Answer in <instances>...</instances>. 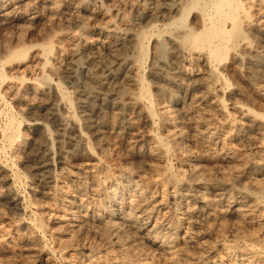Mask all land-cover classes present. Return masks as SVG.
I'll return each mask as SVG.
<instances>
[{"label": "bare ground", "instance_id": "obj_1", "mask_svg": "<svg viewBox=\"0 0 264 264\" xmlns=\"http://www.w3.org/2000/svg\"><path fill=\"white\" fill-rule=\"evenodd\" d=\"M26 1L27 0H0V27H7L9 24L20 20L28 24V29L32 28L33 25V28H35L36 25H39L38 29L37 27L35 29L42 31V26H45L44 24H46L44 23V19L46 18L45 11L48 9L52 10V14H56L60 17L65 16L66 18V16L69 15L70 18H67L66 20L68 25L71 22L84 23V25L81 26L77 31L72 30L69 32L70 30H62L60 32L58 30L59 33L56 32L53 34V31L52 33H49L48 35L51 34L49 37L50 41L41 46L42 49L39 53H36L32 56V60L34 59V61L39 62V65H42V69L49 67L48 56L56 47L60 51L59 53L62 55V59L59 61V63H57V65L53 64L51 69L58 73L59 76H62L61 74L67 72L66 70H68V72L69 70L73 72V69H75V67H79L82 63H92L97 66V68L93 69L91 73H87L88 76L85 77L86 79H84L86 82H83L84 86H82V89L78 93L79 95L75 101H73V95L71 96L69 91L66 90V85L64 86L60 84L58 81L51 77L49 78L44 73L42 75V79L35 77L23 79V82H20L22 83V87H25L26 92H31L33 97H35V101L30 104L28 103L24 109L26 113L32 114V117L34 115L33 118L31 117L32 120L29 121L28 124L41 127L44 130H42L43 136L35 140L32 149V155L34 156L33 161H36L35 165H37V162L40 161L39 165L45 168L47 165H51L54 161L52 156L54 153V141L52 140L53 138L50 130L46 126V122L44 123L46 120H52L53 122V119L59 120V128L62 133L68 129V123L73 125V132H71L72 140L70 139L71 142L69 144L71 145V148L76 151V153L81 151L82 148L84 152L89 151L90 154H92V152L95 153L93 151V147L95 146H92V140H90V136L92 134H96L98 139L95 145H98L102 155L101 157H106L108 156V150L105 146L106 137L104 136V130L106 128L110 127L113 129L116 135L128 137V139H140L144 137V130L148 127H153L156 124L157 118L159 120V117H161L164 122L169 123L173 127V130L170 131L172 133L169 134L174 144L180 146L183 144L184 148L185 142L189 141L190 139L186 137L184 129L180 126V122H178V118L176 117L177 115L174 114V109H171V105L169 108L163 106L159 108V111L156 109V99H154L151 94L150 83L144 68L149 57H151L149 61V75L154 79V81H156L155 83H158L164 88H169L168 90L164 89V91L160 92L158 95L160 98L165 100L166 103L169 102L174 104V102L177 101L174 96V92H178L180 89H184L186 95H191L192 97L197 96V93H199V101L205 107H207L209 103H218L216 105H218L220 108H227V105L230 104L227 103V99L229 98H226L228 92H230V97H242L243 100L246 99L247 101L243 102L247 103L231 104L232 106L229 108L235 111V115H237V113L239 114L240 119L244 122L247 137L250 140H254L257 144L254 145H256L259 149V160H252V158L248 157L247 162L253 166H257L260 161H264V0H157L156 2L154 1V7L149 11L145 18H142L143 20L148 19L146 25H149V27L140 30H133L132 28L126 27V29H121L122 27H119V25L114 21V17L110 20L107 18V21L104 22L105 24L102 26H93L92 24L86 22V19L95 21L97 17H101L103 15L101 10L99 11L93 9L95 6H97L96 3L101 0H60L59 3L56 4L51 0H35L37 6L35 8L28 6L31 8L29 14H21L19 16L21 10L23 11V9L31 3L30 1V3ZM66 23L64 22V24ZM40 24L42 26H40ZM22 27L24 30H27V28H25L23 25ZM64 27L66 28V26ZM19 29L22 28L20 27ZM95 31L98 32V38H95L96 41L90 42L89 35H92V33ZM21 33L22 32H20V34ZM45 34L47 33L45 32ZM66 42H69L71 45H75V47L77 46L78 52H70V50L67 51L65 46ZM35 44L30 43L29 45H25L20 51L21 55L24 56L29 53V51L34 50L35 46L38 45ZM99 44H104L107 47V51L110 55V60L102 64H98V58L100 55L98 53L99 47H97V45ZM129 47H133L134 55L132 57L124 58L120 63H116L118 59L120 60L121 53L127 50ZM80 53L83 54L84 58H81ZM187 61H192V63H190L192 65L195 61L199 64L200 67L195 71L194 74L185 70L188 68L187 65L186 68L184 67L185 69L181 67V64ZM23 63H20L19 65ZM54 65L56 66L54 67ZM4 71L6 72V70H4L3 63H1L0 81L2 84L8 80V75L6 76ZM7 84L9 85V83ZM7 84H5V86ZM166 85H168V87ZM18 93L21 94V97L24 96V92L22 93L21 88L18 89ZM18 96L20 97V95ZM212 96L215 99L213 101ZM74 104L76 105V109H73ZM96 105H98L105 114H108V118L104 116L105 114H103V112L102 114H98L95 120L91 118V113H89V111L91 112V110ZM216 105L215 107H217ZM59 106H62L67 110L66 118L60 117L56 112ZM193 109L194 108H192V111L197 112ZM190 112L191 110L189 107V114ZM5 114H7V122L4 123V127H1L3 129L0 131L7 142L13 143L19 138V135L21 134L19 127L22 121L17 117L18 114H14L12 110ZM218 114L219 113H217V115ZM230 115L229 118L231 119ZM198 116L196 118H198ZM202 119L200 121V118L199 120L192 118L189 121V124L187 123L191 129V132L198 136L199 139H197V142L202 143L199 144L209 151L212 149L216 151L213 147L217 148L214 146V144H219V142L220 145L222 143L223 146L228 147V145L231 143V139L230 142L226 141V139L224 142H221V138L218 137L219 135L208 131L209 126L206 128L201 126L203 122ZM227 123L228 122L226 121V124ZM238 131H241V127L238 128ZM62 136L63 134L60 133V137ZM161 136H156L154 138L155 144L148 149L144 148L142 145H138L137 147L131 148L126 152L128 154L127 157L132 159V161L138 160V162L135 168H133L129 162L127 163L129 166L126 164L128 166L127 171L129 176L128 179L126 176L127 183H124V186H121V179L123 178V175L119 174L120 172L118 174H109L106 172V174L104 173L105 175H100L98 174L99 172L89 174L85 172L86 170L83 171L89 174L88 176L86 175V179L88 180L86 181L91 185L90 187H93V190L97 191L100 196L98 200V208L92 207L91 203H87L85 201L86 199H84L83 194L86 188L84 189L80 183L76 182V179L73 178L75 177L74 174H69L67 176L68 178L63 177L66 179L61 181L66 183L65 186H63V188L66 187L64 188L66 190L62 191L64 194L63 197H65V195L67 196V189L70 190L71 187L73 189L72 191L74 192V195L72 196V199L68 200L69 212L67 214L65 212L66 216H62V219L58 221L60 225H62V227L67 226L68 230H71L75 233L77 232L76 235H78V232L85 231L84 228L87 226V228L91 227L94 232L103 235L104 237L108 236L110 233L117 235H123L125 233H131L133 235L134 233L135 235L141 234L142 236L146 235V240L144 239V241H147L149 245L155 246L159 250H157L159 253H168V255L171 253L170 255L173 256L174 247L172 248L169 239L164 236L158 237L157 235H153L154 233L152 232L159 230V233H169L170 230H174L176 233L180 230L186 229V232L184 231L185 235H182L183 237L187 236L185 239H187V242H190L192 239L191 236L188 237V228L198 220L210 221L213 222V224L211 223L212 228L215 230L218 229L217 232L214 231L215 233L221 235L222 237L228 236L227 234H229V230L231 233L230 235L232 236L231 238L233 239H229V241L225 239L219 240L220 237L218 238V236H215L217 239L214 240L213 238L215 237L212 238L207 235L210 237L209 240H214L213 245H207L206 247V253L208 257L206 255V261L202 260L203 257L202 259L198 258L194 264H264V174L262 173L263 177L260 176L262 177L261 179L253 178L248 175L246 170L233 168L231 166L233 169L232 171L230 169V173H224V171H222V175L219 176L216 172L218 175L217 178L215 173L212 174L209 172L210 169L209 171L208 169L204 170V166L201 168L200 164V166L198 163L194 164L189 157L186 158L188 177L184 180L175 178L174 184L177 186L175 188L178 192L173 196L174 200L178 198H184L187 200L185 203H188V201L191 200L193 201L192 203H196V206H194V204L193 206L187 205L186 210L183 209V211L186 212H182V210H180L181 208H178L177 210H180L181 215L184 217L182 216V218L178 221V225L174 226L173 228L169 221L168 223H165V219L158 216V211L161 207L162 209L169 207L168 201L163 196L164 192L162 193L161 199H159L160 196L158 197L157 192L154 190L155 188L149 185V183L145 181L144 177L142 176L144 168L147 169L146 166H143L144 159L147 157H157L161 153H164L166 156H170L171 153L173 154L172 147L169 145L166 139ZM236 136L238 137L239 133L235 135L234 139H236ZM195 140L196 139H194V142H196ZM234 144H232V147H234ZM1 148L0 153L3 150V148L2 150ZM184 152L188 156L193 154L194 149L192 151V149L188 148L187 151L184 150ZM226 156L229 159L236 160V152H233L231 149L226 151ZM2 160L0 161V178L3 180V184L0 185L3 189L0 188V203L2 202L8 207L10 206L9 208L12 207V209L13 207L19 208L18 206L20 205V197L18 194H15L14 186L17 180H21L22 172L20 171V173L19 170H14L12 171L14 173L11 172L13 178L10 177V175H8V171L9 169L13 170L14 167L10 165V162H2ZM131 163H134V161ZM241 165L243 166L242 163ZM233 166L236 165L234 164ZM101 168L103 169L104 167L101 166ZM166 171L169 177L172 176L170 168H167ZM49 172L50 171H46L45 174L44 172H42V174L39 172L42 175V180L41 183L38 184L44 188L51 185H57V181L58 184H61L59 183L61 179H57L55 175L50 174L52 172ZM39 173H36V176L40 175ZM83 175L85 174L82 173V176ZM244 179L247 180V184H244L242 188L239 186L236 187V185H234V183L240 182ZM211 180H216L217 184L213 181L216 185L209 187ZM207 188H210L214 192L212 193L216 194L217 198L221 202L220 207H218L220 208L219 211H214L212 208L213 205H216L214 202L217 200L215 199L216 197L214 198L215 200H211L209 195V199L206 196L207 194L205 195V190ZM228 190L234 192L236 197L229 196L230 194L228 195ZM42 195L48 197L50 196V193L43 192ZM165 195H167L166 192ZM228 218L229 223L231 222L230 219H232V224L225 225L224 227V224H226V221H224L223 228L221 229L219 227L220 223L217 225L216 221L219 219L225 220ZM233 220L235 221L233 222ZM19 223V225L13 224V222L11 224L8 221V223L5 225H0V237L2 238L3 236L10 235L12 238L9 240V242H7L8 244L6 243V246H0V256L7 258L8 261H10L9 263L12 264H24L28 257L26 252L34 250V245L36 244V242H34V238L32 237L33 235H31L33 232L31 234L29 232L30 235L26 233L27 236L25 237H21L17 233L19 227L24 225V223H21V221ZM34 225L40 231L46 230L45 224L41 218L36 219ZM221 225L222 224H220V226ZM244 225H253L254 227L252 229L248 228V230L243 232L242 229L245 228L243 227ZM208 227H210V225ZM172 233L173 232H171V234ZM60 236H62V234ZM192 236L194 237V235ZM70 237L69 240H66L64 237V242L66 241L68 244ZM176 237L177 236H175L174 239H176ZM139 240L140 239L138 238V240L135 239L134 241L138 242ZM203 243L205 242L203 241ZM217 245L220 246L221 250L216 249ZM199 246H201L200 243ZM65 248L67 247L65 246L64 250ZM86 249H89V247ZM184 249H182V251ZM125 251L127 252V250ZM175 251L176 250H174V252ZM92 252L93 250H89L88 252L84 251V253L79 251L76 252V254H71L69 252L67 253V251H64V254L66 253L65 256L68 264H78L81 256H85L90 260L92 258V260L95 262V259L93 258H96L97 255L94 257L91 255ZM196 253L197 252H195V255ZM197 256L200 257V255ZM192 257H190V259ZM32 262H37V260H32ZM172 264H174V262Z\"/></svg>", "mask_w": 264, "mask_h": 264}, {"label": "rangeland", "instance_id": "obj_2", "mask_svg": "<svg viewBox=\"0 0 264 264\" xmlns=\"http://www.w3.org/2000/svg\"><path fill=\"white\" fill-rule=\"evenodd\" d=\"M51 1L52 2L54 1V3L56 4V3H59L60 0H58V1L57 0L56 1L51 0ZM124 1L125 0H122V1L121 0H101V1H98L96 3L97 6H95L93 9H96L99 11L101 10L103 15H105V16H103V15L101 17L99 16L95 19V21H91L89 19H86V22H88L89 24H92L93 26H95V25L102 26L105 24L104 22L107 21V18H108V20H110L114 17L113 18L114 21L119 25V27H122L121 29L132 28L133 30L134 29L140 30V29H144V28L146 29L147 27H149V25H146L148 19L147 20H143V19L149 13V11L154 7V4L157 0H136V1L135 0H126L125 1L126 3ZM159 1H162V0H159ZM26 2H29L30 4L27 5L26 8H24L25 11H24V9H23V11L21 10V13H19V16L21 14H23V15L29 14L31 8H35L37 6V3L35 0H34V2H33V0H27ZM120 3H121V5H120ZM28 6H31V8ZM51 11L52 10H50V9L45 11V17L46 18L44 19L45 20L44 23H46V24H44L45 26H42L40 24V26L43 27L42 31L37 30L39 25H36V24H35L36 25L35 28L37 27V29L33 28L34 25L32 26V28L28 29V27H27L28 24H26L25 22L20 21V20L14 22L12 24H9V26H7V27L6 26L0 27V29L2 28L0 30V64L3 63L4 70H6V72L4 71V73L6 74V76L8 75L7 76L8 77L7 82L2 84L0 81V125H1L0 128L4 127L3 126L4 123L7 122V114H5V113H7L8 111H11V110L14 114H16V115L18 114L19 116L17 115V117L22 121L20 124V127H19V131L21 134L19 135V138L16 141H14L13 143L7 142L5 140V137L2 136V132L0 131V141H1L0 142V148L1 147L3 148V150L1 148L2 151L0 153V161L3 159L2 162H10L11 163L10 165H12L14 167L13 170L9 169V171H8V175H10V177L13 176L12 173H14V172H12V171H14V170H17V171L19 170V172L20 171L22 172V173L20 172L22 174L21 180L20 179H19V181L17 180V182H15V186H14L15 194H18L20 197V201H19L20 205L18 206L19 208L13 207V209H12V207L9 208L10 206L8 207L7 205H5L4 203L1 202L0 203L1 204L0 205V225H2V224L5 225L6 223H8V221L11 224L13 222V224L19 225L20 224L19 222L21 221V223H24V225L19 227V229L17 231V233L21 237H25V236H27V234L30 235L33 232L31 235H33L32 237L34 238V242H36V244L34 245V250H30V251L26 252V255L28 257H27L26 261L24 262V264H32V263L33 264H68V261H67L66 256H65L66 253L64 254V251H67V253L69 252L71 254H76V252H79V251L84 253V251L88 252L89 250L90 251L93 250L91 255H93L94 257H96V255H97L96 258H93V259H95V262H94V260H92V258H91V260H92L91 261L89 258H87L85 256H81L80 260H79L80 263L78 262V264H149V263L150 264H172L173 262H174V264H176V263L177 264L178 263L179 264H183V263L184 264H194L196 259H198V258L202 259V257H203L202 260L206 261V259L208 257V255L206 253V247H207V245H213V243H214L213 241L215 239H217L216 238L217 236H218V238L220 237L219 240L225 239V240L229 241V239L230 240L233 239V238H231L232 236L230 235L231 233L229 232V230H228L229 234H227L228 236L222 237L221 235L215 233L218 231V229H216V230L213 229L211 226L213 224V222H210V221L198 220L193 224L195 226L192 225L188 228V237L191 236V239H192L190 242L186 241L187 239H185V237H187V236L183 237V235H185L184 233L186 232V229L180 230L179 232H176V233L174 230H172V231L170 230V232H169L170 234L165 233V232L159 233V230H155L154 232H152V233H154L153 235H157L158 237L164 236V237L169 239L170 244L172 245V248L174 247L173 248L174 254L172 253L173 256L170 255L171 253H169V255H168V253L167 254L166 253L162 254L161 252L159 253L158 252L159 250L155 246L149 245V243L147 241H144V239L146 240V238H145L146 235H144V234H143L144 236H142L141 234L135 235V233H134V235H135L134 236L131 233H127V234L125 233L123 235H117V234L110 233L108 236L104 237L103 235H100V234L94 232V230L91 227L87 228L88 227L87 226L84 228L85 231L78 232V235H76L77 232L75 233L71 230H68L67 226L62 227V225H60V223L58 222L60 219H62L61 217L65 215V212H66V214L69 212L68 211V208H69L68 207V205H69L68 200L72 199V196L74 195V192L72 191L73 189L71 187L70 190L67 189V196L65 195V197H63L64 194L62 191L66 190V189H64L66 187L63 188V186H65L66 183L61 182V181L66 180L65 178H68L67 176L69 174H72V175L74 174L75 177H73V178L76 179V182L80 183V185L84 189L86 188L84 191V194H83L84 199H86L85 201L87 203L88 202L91 203L92 207L98 208V200H99L100 196L97 193V191L93 190V187H90L91 185L87 182L88 180L86 179V175L88 176L90 173L93 174V173H98V172H99L98 174H100V175L101 174L105 175L106 172H108L109 174L110 173H112V174L117 173L118 174L120 172L119 174L123 175V178L121 179V184H122L121 186H124L127 183L126 181L128 179V176H129V173L127 171V167L130 164L133 168H135L136 164L138 162V160H136V161L133 160L134 163H131L133 161H132V159L127 157L128 154L126 152L129 151V149H131V148L137 147L138 145L139 146L142 145L144 148L148 149L149 147H152L155 144L154 138L156 136L162 135L161 137L165 138L166 141L169 143V145L172 147L173 154L171 153L170 156H166L164 153H161L157 157H147L146 159H144L143 160V164H144L143 166H146L147 169H145L143 167L144 170H143L142 176L144 177L145 181H147L149 183V185H151L152 187L155 188L154 190L157 192L158 197L160 196L159 199H161L162 193L164 192L163 196L168 201L169 207L166 208L167 210L165 208L162 209V207H161L160 210L158 211V213H159L158 216L165 219L164 220L165 223H168V221H169V223L172 224V227L174 228V226L178 225L179 219H181L183 216V215H181L180 210H182V212H186V211H183V209L186 210L187 205L193 206V204H194V206H196V203L195 202L192 203L193 201H191V200H190L191 202L188 201V203H185V202H187V200H185L184 198H178V199L174 200V196H173V195L177 194V192H178L177 189L175 188L177 186L174 184L175 178L184 180L188 177V170H187L188 168H186L187 167L186 158L189 157L190 160H192L194 164H197V163H198V165L200 164L201 166L200 165L199 166L201 168H203V166H204V170L208 169V171H209V169H210L209 172L212 174L213 173L216 174V172H217V174L219 176L222 175L221 174V173H223L222 171H224V173L225 172L230 173L233 168H238L241 170H246L250 177L259 178V179H261L263 177L264 161H260L257 164V166L256 165L253 166L249 162H247L248 157L252 158V160L253 159L259 160L260 154L258 151L259 149L256 146L257 144L255 143L254 140H252V139L250 140L247 137L244 122H243V120L240 119L239 114L237 113V115H235L236 114L235 111L229 108L233 104H245L247 102H243V101H247V100L246 99L243 100L242 97H235V98L230 97V94H229L230 92H228L229 97L227 95L226 98H229V99H227V103H230V104L227 105V108H225V109L220 108L218 105H216L218 103H215V104L209 103V105H207V107H205L199 101V98H200L199 93H197V96L192 97L191 95H186V93L184 92V89L183 90L180 89L178 91L179 93L176 91L174 92V96H175L177 101L174 102V104L169 103V102L166 103V101L163 100L162 98H160V96H158V95L160 92L164 91V89L168 90L169 88H164L161 85H159L158 83H155L156 81H154V79L149 75V73H150L149 72V69H150L149 68V66H150L149 61L151 58V57H149V59H147L148 61H146L147 63L145 62L146 64H145L144 68H145L146 76H147L148 81L150 83L151 94L154 97V99H156L155 100V102L157 103L156 109L159 111L160 110L159 108H161L163 106L169 108L170 105H171V109L172 108L174 109V110L173 109L172 110L174 111V114L177 115L176 117L178 118V122H180V126L184 129V133L186 134V137H188L190 139L189 141L185 142L184 148H183V144L181 146L174 144V142L171 140L170 134H169V133H172L170 131L173 130V127L169 123L164 122L163 119L158 116L159 120L157 118V121H156L157 126L155 124L153 127L146 128L144 130L145 134H143L144 137L140 138V139H138V138L128 139V137H122L120 135H116L114 133L113 129H111L110 127L106 128L104 130V136L106 137L105 138V146L108 150V156H106V157H101L102 155H101L100 149H99L98 145H95V143L97 142V139H98V136L96 134H92L90 136V140H92L91 141L92 146H95V147H93V151L95 153L92 152V154H90L89 151H87L88 153L86 151L84 152L83 148L81 151L76 153V151L74 149H72L71 145L69 144L72 140L71 139L72 138L71 132H73V125L68 123V129L62 133V131L59 128L60 127L59 120L53 119V122H52V120H46V121H44V123L46 122V126L50 130V132L52 134V138H53L52 140L54 141V143H53V147H54L53 152L54 153L52 155L54 161L51 165H47L45 168H43V167H41V165H39L40 161H38V160H37L38 161L37 165H35L36 161H33L34 156L32 155V149H33L35 140H37L38 138L43 136L42 134H43L44 130L41 127L32 126L31 124H28L29 121L32 120L34 115L32 117V114L26 113L24 109L26 108L28 103L30 104V103L35 101L34 100L35 97H33V94L31 92L29 93L27 91L28 92L27 93L25 90V87H22V83H20V82H23L22 81L23 79H29V78H35V77L38 79H42V75L44 73L49 78L50 77L53 78L54 80L58 81L60 84H62L64 86L66 85L65 86L66 90L69 91L71 96L72 95L74 96V97L72 96V98H73V101H75V99L79 95L78 93L82 89V86H84V83L86 82L84 79H86L85 77L88 76L87 73L88 72L91 73V71L93 69L97 68V66L95 64L82 63L79 67H75V69H73L74 71L72 70L73 72H71V70H69V72H68V70H66L67 72H65L64 74L60 73L62 76H59L58 73L54 72L51 69L53 64L57 65V63H59V61H61V59H62V55L59 53L60 51L56 47L51 51V53L48 56V59H49V65L48 66L49 67L42 69L41 68L42 65H39L40 64L39 62L34 61V59L32 60V56L36 53H39L40 50L42 49L41 46L50 41L49 37L51 34L48 35L49 33H52V31H53V34L56 32L59 33V31L61 32L62 30H66V31L70 30L69 32H71L72 30L77 31L80 29L81 26L84 25V23H80V22H71L68 25L66 23V20H67V18H70L69 15L66 16V18H65V16L60 17V16H57L56 14L55 15L52 14ZM114 14H116V15H114ZM52 15L54 16V18ZM116 16H117V18H116ZM96 20H97V22H96ZM103 20H105V21H103ZM100 21H102V22H100ZM64 22L66 24H64ZM135 22H137V23H135ZM101 23H103V24H101ZM20 24H21V26H20ZM25 24H26V27H25ZM22 25L25 28H27V30L26 29L24 30ZM67 25H68V27H67ZM64 26H66V28ZM18 27L19 28L21 27L22 29H19ZM33 31H34V33H33ZM20 32H22V33L20 34ZM45 32L47 34H45ZM89 36H90L89 41L94 42L98 38V32L95 31L92 33V35H89ZM30 43L31 44L36 43L38 45L35 44L36 45L35 49L29 51V53H27L26 55H24V56L21 55V52H20L21 49L25 45H29ZM69 45H71L69 42L65 43L67 51L70 50V52H73V51L78 52L77 46L75 47V45H71V46H69ZM97 47H99L98 53L100 55V57L98 58L99 59L98 64H100V63L102 64V63H105L108 60H110V55L107 51V47L104 44L103 45L99 44V45H97ZM2 52H3V54H2ZM133 55H134V49H133V47H129L127 50H125L124 52L121 53L120 60L118 59L116 61V63H120V62H122V60L124 58L132 57ZM80 56H81V58H84L83 54H81V53H80ZM6 62H8V63H6ZM187 62H183L184 64L182 63L181 67H183V69H185L186 65H187L188 68H186L185 70L189 71L193 74L200 67L196 61L193 62V65L190 64V63H192V61H190V62L187 61ZM20 63H23V64L19 65ZM28 65H29V67H28ZM56 65H54V67ZM94 65H95V67H94ZM182 65H184V66H182ZM7 83H9V85ZM5 84H7V85L5 86ZM19 84H21V85H19ZM166 86L168 87V85H166ZM15 88H17V89H15ZM19 88H21L22 93L24 92L23 97H21V94L18 93ZM18 95H20L21 98ZM241 99H242V101H241ZM213 100H215V99L212 96V101ZM191 104H193V105H191ZM74 105H73V109L76 107V105L75 106ZM215 105L217 107H215ZM189 107L191 110L190 114H189ZM192 108H194L193 110H196L197 112L192 111ZM201 109H202V111H201ZM207 110H208V112H207ZM205 111H206V113H205ZM56 112L59 114L60 117L66 118L67 110L64 107L59 106V108L57 109ZM102 112H103V114H105L104 111L102 109H100L98 105H96L91 110V112L89 111V113H91L90 114L91 118L94 120L96 119V116L98 114H102ZM210 112L212 113L213 117L211 116ZM230 112H231V115H230ZM217 113H219V114L217 115ZM207 114H208V116H207ZM198 115H200V116H198ZM203 115H204V117H203ZM214 115H216V116H214ZM229 115H230L231 119L229 118ZM104 116L108 118V114H105ZM197 116H198V118H196ZM201 116L203 117V119ZM226 116H227V118H226ZM211 117L213 118V120ZM192 118L197 119V120H199V118H200V121L202 119L203 122H202L201 126H204V128L209 126L208 131L214 132L216 135H219L218 137L221 138V142H224L225 139H226V141L230 142V139H231L230 145H228V147H225V146H223L222 143L220 145V142H219V144H216V145L214 144V146H216L218 148L217 149V148L213 147L216 151H214L213 149L209 151L206 148L202 147V145H200L202 143L199 142L200 143L199 144L197 142L198 141L197 139H199L198 136L195 133L191 132V129L188 125L189 121ZM226 121L228 122L227 124H226ZM56 122H58V123H56ZM237 122H239L241 124H239ZM220 124H221V126H220ZM235 124H237V125H235ZM165 126H166V128H165ZM239 127H241L240 132L238 131ZM2 129L3 128H1L0 130H2ZM221 129H222V131H221ZM215 130H216V132H215ZM233 130H234V132H233ZM60 133L63 134L62 137H60ZM230 133H232V134H230ZM238 133H239V136L238 137L236 136V139H234L235 135H237ZM150 135H153V136H150ZM231 136H232V138H231ZM193 138L196 139L195 140L196 142H194ZM241 138H244V139H241ZM245 138L247 141L245 140ZM1 144H2V146H1ZM232 144H234V147H232L233 146ZM254 144H256V145H254ZM219 146H220V148H219ZM222 146L224 149L222 148ZM229 146H231V147H229ZM200 147H202L203 149ZM4 148H5V150H4ZM188 148L192 149V151L194 149L195 154L196 153L197 154L195 155L193 152V154L187 156L186 153L184 152V150L187 151ZM45 149H44V151H45ZM200 149H201V151H200ZM228 149H231L233 152H236V160L235 159L234 160L229 159L226 156V151ZM30 151H31V153H30ZM181 152H183V153H181ZM203 152L204 153L206 152V153L204 154ZM241 154H243V155H241ZM54 155H55V157H54ZM149 158H151V159H149ZM93 162H95V163H93ZM128 162H129V164H127ZM240 162L243 164V166L241 165ZM104 163H106V164H104ZM149 163L152 165H150ZM185 163H186V165H185ZM94 164L96 167L94 166ZM124 164L125 165L127 164L128 166L127 165L125 166ZM234 164L236 166L239 164L238 165L239 167L233 166ZM105 165H107V166H105ZM101 166L104 168L102 169ZM108 166H109V168H108ZM47 167H48V169H47ZM166 167L168 169L170 168L172 176L169 177V175L167 174V171H166L167 170ZM39 169H41V170H39ZM91 169H93V170H91ZM106 169H107V171H106ZM230 169H231V171H230ZM84 170H86L85 172H87L89 174L83 172ZM38 171L41 174H42V172H44V174H45L46 171L52 172V173H50V172L49 173L55 175V177L57 179H59V180L61 179L59 182L61 184H58V181H57V185H51V186L45 187V188L42 187L41 185H39L41 183V180H42L41 179L42 175ZM69 172H71V173H69ZM81 172L85 175L82 176ZM36 173H39L40 175L36 176ZM173 173H174V175H173ZM78 174H79V176H78ZM143 174H145V175H143ZM217 174H216V176L218 178ZM126 176H127V179H126ZM178 176H180V177H178ZM260 176H262V177H260ZM63 177H65V178H63ZM228 177H229V175H228ZM78 180H80V181H78ZM0 181H1L0 184L2 185L3 180L1 178H0ZM213 181L216 182V184H217L216 180H211L210 181L211 184L209 185V187H211L212 185L213 186L216 185ZM243 181H244V183H243ZM246 181L247 180L244 179L240 182L234 183V185H236V187L239 186L240 188H242L244 186V184L245 185L247 184ZM0 188H2V186ZM43 192H49L50 196L47 197V196L42 195ZM165 192L167 195H165ZM212 192L213 191L210 188H207L205 190V195L207 194L206 196L208 197V199H209V196H210L211 200L217 199L214 201L215 204L217 205V207H216V205H213L212 208L214 209V211H216V210L219 211L220 208H218V207H220L221 202L217 198L216 194H213L214 192L213 193ZM228 195L231 197H236V194H234V192H232L230 190H228ZM212 196H213V198H212ZM35 197H36V199H35ZM175 197H177V196H175ZM182 207H185V208H182ZM178 208H181V209L177 210ZM14 211L16 214L14 213ZM35 216H36V218H35ZM56 216H58V217H56ZM39 218H41L45 224V229H46L45 231L44 230L40 231L34 225L36 219H39ZM19 219H20V221H19ZM33 219H35V220H33ZM63 219H67V218H63ZM17 221H18V223H17ZM224 221H226V224H224V227H225V225H231L232 224L231 223L232 219H230V221H231L230 223H229V218L225 219V220L219 219L216 221V223H217V225L219 223L222 224L221 226L219 224V227L221 229L223 228ZM234 221L235 220H233V222ZM64 225H66V224H64ZM209 225H210V227H208ZM243 227L246 228V229L245 228L242 229L244 232V231L248 230V228L252 229L254 226L253 225H250V226L244 225ZM22 230H25V231H22ZM230 230H231V228H230ZM59 231H61L62 233ZM29 232H30V234H29ZM171 232H173V233L171 234ZM189 232H191V233H189ZM60 233L62 234V236H60L61 235ZM127 235H129V236H127ZM192 235H194L195 238ZM207 235H209L212 238L215 236L216 237L213 238L214 240H209L210 237ZM15 236H16V234H15ZM133 236H134V238H133ZM175 236H177L176 237L177 240L174 239ZM64 237L66 238V240L67 239L69 240V237H70V241L68 242V244L66 241L64 242V240H65ZM112 237H113V239H112ZM62 238H63V240H62ZM138 238L140 239L139 240L140 242L139 241L135 242L134 240L135 239L138 240ZM11 239L12 238L10 237V235L9 236L8 235L3 236L2 238L0 237V244H1L0 246L1 247L6 246L8 244L7 242H9V240H11ZM130 239H133V240H130ZM171 239H172V241H171ZM183 241L184 242L186 241V242L184 243ZM203 241L205 243H203ZM132 242H133V244H132ZM141 243H142V245H141ZM199 243L201 246H199ZM209 243H211V244H209ZM36 245H37V247H36ZM119 245H120V247H119ZM193 245H195V246H193ZM65 246L67 248H65V250H64ZM88 247H89V249H86ZM181 247H182V249L185 248L186 250L184 249L183 250L184 252H183ZM202 247H203V250H202ZM118 248H120V249H118ZM109 249H111V250H109ZM216 249L221 250L219 245L216 246ZM38 250H39V252H38ZM125 250H127V252ZM174 250H176V251L174 252ZM195 252H197L196 255H195ZM49 253H50V255H49ZM192 254H194V255H192ZM184 255L186 257L187 256L188 257L186 258ZM197 255H200V257ZM206 255H207V257H206ZM171 256H172V258H171ZM127 257H129V258H127ZM190 257H192L193 259L192 258L190 259ZM178 258H180V259L184 258V259L182 261V259L180 260ZM32 260H34V261L37 260V262H32ZM7 261H8L7 258L0 256V264H12V263H9L10 261H8V262ZM179 261L180 262L182 261L183 263L182 262L180 263Z\"/></svg>", "mask_w": 264, "mask_h": 264}]
</instances>
